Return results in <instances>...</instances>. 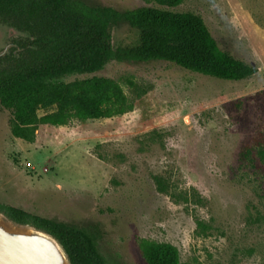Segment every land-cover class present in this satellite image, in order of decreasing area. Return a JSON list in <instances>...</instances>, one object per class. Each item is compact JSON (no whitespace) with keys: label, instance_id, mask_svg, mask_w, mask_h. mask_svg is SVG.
<instances>
[{"label":"rangeland","instance_id":"374dc122","mask_svg":"<svg viewBox=\"0 0 264 264\" xmlns=\"http://www.w3.org/2000/svg\"><path fill=\"white\" fill-rule=\"evenodd\" d=\"M166 8L200 14L220 48L258 72L232 81L167 61H110L66 81L114 79L133 110L41 124L33 143L12 134L11 113L0 109V203L95 224L101 253L116 264H147L142 239L175 245L181 264H264V0H184ZM135 40L127 25L114 31L117 45Z\"/></svg>","mask_w":264,"mask_h":264},{"label":"trees","instance_id":"16d2710c","mask_svg":"<svg viewBox=\"0 0 264 264\" xmlns=\"http://www.w3.org/2000/svg\"><path fill=\"white\" fill-rule=\"evenodd\" d=\"M158 6L117 9L83 0H0L2 22L26 32L15 53L0 59V109L11 113L12 134L29 143L41 124L68 125L73 119L97 120L124 115L134 104L114 79L94 74L110 61H167L202 75L240 81L258 68L220 48L203 17L177 12L184 0H154ZM127 25L132 44L117 45L114 31ZM46 113L40 116L39 112ZM158 189L168 192L155 176ZM14 221L56 236L72 264H116L100 251L94 224L78 226L0 203ZM147 264H181L178 248L168 242L140 241Z\"/></svg>","mask_w":264,"mask_h":264},{"label":"water","instance_id":"95a60500","mask_svg":"<svg viewBox=\"0 0 264 264\" xmlns=\"http://www.w3.org/2000/svg\"><path fill=\"white\" fill-rule=\"evenodd\" d=\"M27 36L8 23L0 22V42L8 33ZM3 46V47H2ZM0 55L6 53L8 46ZM0 264H72L62 242L48 231L12 220L0 211Z\"/></svg>","mask_w":264,"mask_h":264},{"label":"flooded vegetation","instance_id":"af4514ba","mask_svg":"<svg viewBox=\"0 0 264 264\" xmlns=\"http://www.w3.org/2000/svg\"><path fill=\"white\" fill-rule=\"evenodd\" d=\"M17 37L18 36H15L13 31H12L11 34L9 35V37H7L4 42H0V45L4 44V45L8 46L6 53L0 55V59L2 57H5L6 55H10L12 53H15L16 49L18 48V44L15 42V39H18ZM2 47H0V52H2L4 50V48H2Z\"/></svg>","mask_w":264,"mask_h":264}]
</instances>
